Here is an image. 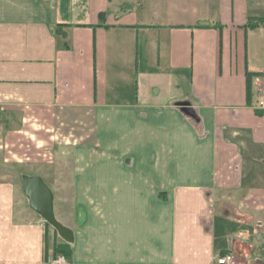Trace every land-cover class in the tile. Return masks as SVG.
I'll list each match as a JSON object with an SVG mask.
<instances>
[{"label":"crops","instance_id":"1","mask_svg":"<svg viewBox=\"0 0 264 264\" xmlns=\"http://www.w3.org/2000/svg\"><path fill=\"white\" fill-rule=\"evenodd\" d=\"M262 7L0 0V264L57 258L64 240L24 212L9 168L52 165L60 147L88 196L67 264L264 261Z\"/></svg>","mask_w":264,"mask_h":264},{"label":"rangeland","instance_id":"2","mask_svg":"<svg viewBox=\"0 0 264 264\" xmlns=\"http://www.w3.org/2000/svg\"><path fill=\"white\" fill-rule=\"evenodd\" d=\"M261 12L264 13V7H262ZM260 155V154H259ZM76 155L74 151L70 148L65 149L63 147H60L57 155L55 157V161L52 163V165H45L38 167V169H33L31 171L25 169L24 167H17L13 166L10 167L9 170L12 172V175L15 174V177L17 179V187L20 198L22 199L23 195V175L28 173H37L38 175H43L45 179L48 181L49 184H51L52 191L54 193V211L55 216L58 222H60L65 227L71 229H74L76 225V218H77V210L78 207L76 205H81V202H84L88 200V196L84 198V196L81 195H75L74 194V180L73 175L77 171L78 168H80L81 164L75 163ZM163 193L158 196L161 201H167V194L163 196ZM83 198V199H82ZM92 199H94L93 203H96L97 196H91ZM26 199V198H25ZM25 213L31 215L34 214L32 209L29 206L28 199L25 200ZM79 218H82V214H78ZM28 217V216H27ZM37 218V217H36ZM72 227V228H70ZM52 229V227H51ZM60 240V239H59ZM258 250H256L257 252ZM233 253L234 252H229ZM259 253V252H257ZM261 253V260H264V252ZM226 253L221 254L219 256H225ZM236 257V264H241L236 254H234ZM251 264V263H246ZM257 264V263H254ZM259 264H264V261L259 262Z\"/></svg>","mask_w":264,"mask_h":264},{"label":"water","instance_id":"3","mask_svg":"<svg viewBox=\"0 0 264 264\" xmlns=\"http://www.w3.org/2000/svg\"><path fill=\"white\" fill-rule=\"evenodd\" d=\"M183 112L197 119L195 112L188 105L183 106ZM23 191L29 201L30 208L47 224L52 226L60 237L68 243H73L74 233L57 221L54 211V194L40 177H24Z\"/></svg>","mask_w":264,"mask_h":264},{"label":"trees","instance_id":"4","mask_svg":"<svg viewBox=\"0 0 264 264\" xmlns=\"http://www.w3.org/2000/svg\"><path fill=\"white\" fill-rule=\"evenodd\" d=\"M60 31H61V29H60ZM250 86H251V83H250L249 78H248V98L249 99L251 98V87ZM53 251H54L55 257L63 256L68 261H70L72 258V255H73L72 243H68V242L60 240V242H57L53 246ZM222 254H224V253H222Z\"/></svg>","mask_w":264,"mask_h":264},{"label":"built area","instance_id":"5","mask_svg":"<svg viewBox=\"0 0 264 264\" xmlns=\"http://www.w3.org/2000/svg\"><path fill=\"white\" fill-rule=\"evenodd\" d=\"M259 108L264 109V91L261 94V99L258 104ZM217 264H236V257L233 253H228L225 256H218ZM51 264H67L65 257L59 256L51 260Z\"/></svg>","mask_w":264,"mask_h":264}]
</instances>
